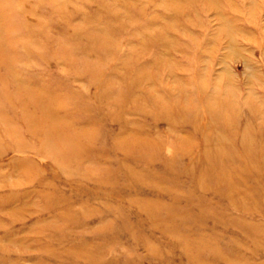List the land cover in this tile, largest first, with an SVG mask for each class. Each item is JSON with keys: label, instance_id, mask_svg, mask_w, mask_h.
Segmentation results:
<instances>
[{"label": "rangeland", "instance_id": "374dc122", "mask_svg": "<svg viewBox=\"0 0 264 264\" xmlns=\"http://www.w3.org/2000/svg\"><path fill=\"white\" fill-rule=\"evenodd\" d=\"M183 2L0 0V264H264V0Z\"/></svg>", "mask_w": 264, "mask_h": 264}, {"label": "bare ground", "instance_id": "6f19581e", "mask_svg": "<svg viewBox=\"0 0 264 264\" xmlns=\"http://www.w3.org/2000/svg\"><path fill=\"white\" fill-rule=\"evenodd\" d=\"M124 1V0H123ZM178 1H184V0H178ZM188 1V3L190 2V1H193V0H187ZM220 1V0H219ZM174 2V1H173ZM185 2H183V4H184ZM191 3V2H190ZM175 5V4H174ZM177 8V7H176ZM175 8V9H176ZM179 8V7H178ZM177 8V9H178ZM185 8V7H184ZM186 8H189V7H186ZM174 9V8H173ZM175 9H174V11H175ZM177 12H179L180 13V11L181 10H176ZM232 11V10H231ZM184 12V11H183ZM247 12V11H246ZM189 13V12H188ZM233 13V12H232ZM238 14V13H237ZM166 15V14H165ZM182 15H183V13H182ZM185 15V14H184ZM240 15V14H239ZM180 16V15H179ZM185 17V16H184ZM186 17H188L187 15H186ZM172 18V17H171ZM197 21V20H196ZM253 24V23H252ZM191 25V24H190ZM195 25V24H194ZM242 26V25H241ZM259 27V26H258ZM194 28V27H193ZM191 30V29H190ZM188 35V34H187ZM182 36V35H181ZM176 37V36H175ZM247 41V40H246ZM200 54H201V52H200ZM94 69V68H93ZM142 76V75H141ZM141 78H140V75H139V78H138V80H140ZM131 84V83H130ZM140 85H141V82H140ZM130 86V85H129ZM145 92V91H144ZM32 97H34V96H32ZM51 100H53V99H51ZM58 101V100H57ZM56 103V102H55ZM38 105V104H37ZM206 106H207V103H206ZM45 107V106H44ZM164 107H165V105H164ZM167 108H169V107H167ZM176 108V107H175ZM210 114V116H211V119H209L208 121H209V123H208V125H209V127H213L214 125H215V122H212L211 123V120H213V118H214V115H216L215 117L216 118H218V116H219V118H224V114L222 115L221 114V112H209ZM35 117V116H34ZM234 121V120H233ZM232 121V122H233ZM236 122V121H235ZM231 126V125H230ZM234 127V126H233ZM77 128H79V127H77ZM76 129V128H75ZM82 131V130H81ZM68 132V131H67ZM70 132V131H69ZM79 132V131H78ZM219 131H216L215 133H218ZM75 134V133H74ZM79 135V134H78ZM75 136H76V134H75ZM83 136V135H82ZM91 136H92V134H91ZM63 137V136H62ZM77 137H79V136H77ZM221 138V137H220ZM129 139V138H128ZM245 139V138H244ZM118 140V139H117ZM215 140H221V139H215ZM157 141V140H156ZM224 141V140H223ZM248 141V140H247ZM124 142V141H123ZM135 142V141H134ZM250 141H248V143H249ZM218 144V145H217ZM147 145V144H146ZM219 145H221V143H220V141H213V143H207V141H206V143H205V146H204V148H205V150H204V155L206 156L207 154H211V155H213V156H215V157H217L218 159H221L222 157H223V154L224 153H229V150H231L232 149V147H233V145H231L230 143H226L225 145H224V147H222V146H219ZM218 146H219V148H218ZM248 146L250 147V144H244V146H241L242 148L243 147H247L248 148ZM137 147V146H136ZM148 148V147H147ZM146 148V149H147ZM203 148V149H204ZM181 149V148H180ZM185 149V148H184ZM249 149V148H248ZM251 149V148H250ZM136 150V149H135ZM148 150V149H147ZM218 150V151H217ZM243 150V149H242ZM246 150V149H245ZM219 151H221L222 152V156L221 157H219V155L221 154V153H219ZM250 151V150H249ZM134 152H136V151H134ZM140 152V151H139ZM176 152V151H175ZM256 152H258V151H256ZM207 153V154H206ZM251 153H253L252 151H251ZM137 154V153H136ZM136 154H133V156L134 155H136ZM239 154V153H238ZM187 155V154H186ZM148 156V155H147ZM139 157V156H138ZM152 157V156H151ZM231 157V156H230ZM262 158H264V156L262 155ZM201 169V168H200ZM208 169V168H207ZM252 169V168H251ZM262 169L263 168H261V169H258L259 171V173L262 171ZM208 171V170H207ZM205 172V171H204ZM262 174L264 175V170L262 171ZM77 252V251H76ZM77 254V253H76ZM83 255V254H82ZM79 256V255H78ZM78 256H76V257H78ZM80 258V257H79Z\"/></svg>", "mask_w": 264, "mask_h": 264}]
</instances>
